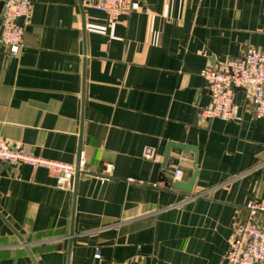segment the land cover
<instances>
[{
    "label": "crops",
    "instance_id": "obj_1",
    "mask_svg": "<svg viewBox=\"0 0 264 264\" xmlns=\"http://www.w3.org/2000/svg\"><path fill=\"white\" fill-rule=\"evenodd\" d=\"M33 1L19 55L0 48V135L114 169L62 190L45 168L0 161V264H226L245 205L264 203V116L238 90L241 120H199L201 72L264 52V0H136L117 21L101 0ZM169 143L196 148L197 165L173 148L163 169ZM176 169L186 183L198 170L192 193L172 187Z\"/></svg>",
    "mask_w": 264,
    "mask_h": 264
},
{
    "label": "built area",
    "instance_id": "obj_2",
    "mask_svg": "<svg viewBox=\"0 0 264 264\" xmlns=\"http://www.w3.org/2000/svg\"><path fill=\"white\" fill-rule=\"evenodd\" d=\"M4 6L0 14V48L7 50L10 57H17L23 47L26 26L31 21L34 9L33 0H0ZM136 0H101L94 8L105 12L112 21L121 16H129L135 9ZM210 93V103L200 110L198 119L205 122L214 120H241L240 108L236 104V93H246L247 104L257 116H264V52L248 47L244 54L224 63L220 68H205L201 72ZM144 159L157 163L159 152L155 147H146ZM0 161L13 167L29 165L50 171L56 185L62 190H72L74 178L92 175L101 183L112 178L113 165L105 164L104 171L95 175L81 165L66 164L35 156L18 145H12L0 135ZM183 177L182 169L172 173V183ZM130 184L141 183L128 178ZM247 216L238 222L233 230L226 264H264V203L251 200L245 205ZM95 258L99 259L97 248ZM1 260V257H0Z\"/></svg>",
    "mask_w": 264,
    "mask_h": 264
},
{
    "label": "water",
    "instance_id": "obj_3",
    "mask_svg": "<svg viewBox=\"0 0 264 264\" xmlns=\"http://www.w3.org/2000/svg\"><path fill=\"white\" fill-rule=\"evenodd\" d=\"M3 6H4V3L1 2L0 3V14L2 12ZM173 148L181 149L186 154H188L190 152H193L195 154V165H197V163H198V151H197L196 148L188 146V145H183V144L169 143L168 146H167V149H166V151L164 153V156H163V163H162V168L163 169H165L168 166L169 155H170V152H171V150ZM79 161H78V164H77V168H79V166H80V162ZM197 175H198V170L195 169L191 179L187 183L186 182H175L172 185V187L175 190H178V191H182V192H185V193H188V194L192 193L193 187L195 185V181H196V178H197ZM78 179H79V173L76 174L75 181L77 182ZM75 188H76V184H75ZM70 235L71 236L74 235L73 229L71 230Z\"/></svg>",
    "mask_w": 264,
    "mask_h": 264
}]
</instances>
